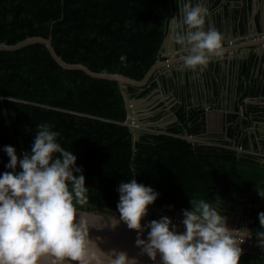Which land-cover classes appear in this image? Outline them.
Segmentation results:
<instances>
[{
  "label": "trees",
  "instance_id": "16d2710c",
  "mask_svg": "<svg viewBox=\"0 0 264 264\" xmlns=\"http://www.w3.org/2000/svg\"><path fill=\"white\" fill-rule=\"evenodd\" d=\"M178 5L179 0H0V42L50 34L64 60L140 80L158 59ZM160 70L143 90L128 85L126 91L138 98L158 83L163 89L175 85L179 100L171 108L178 121L164 133L143 131L135 140L124 122L126 103L116 80L63 68L41 43L0 50V174L12 171L5 167L9 157L4 146H13L22 159L24 152H31L36 126L50 124L60 133L57 142L76 156V166L83 170L89 202L78 208L116 214L119 184L135 178L158 193L148 205L149 221L159 220L157 210L182 214L191 210V198L213 203L225 217L241 206L248 235L258 244L256 233L264 231L258 219L264 198L257 191L264 190L263 155L256 146L249 151L245 140L236 148L227 142L189 140L188 135L200 132L203 110L184 98V85ZM214 94L217 97L215 89ZM214 105H220L218 99ZM155 107L161 109L154 118L164 112L163 102ZM250 111L256 113L255 119L264 120V106ZM239 264H264V248L243 249Z\"/></svg>",
  "mask_w": 264,
  "mask_h": 264
},
{
  "label": "clouds",
  "instance_id": "9594fccd",
  "mask_svg": "<svg viewBox=\"0 0 264 264\" xmlns=\"http://www.w3.org/2000/svg\"><path fill=\"white\" fill-rule=\"evenodd\" d=\"M178 11L171 39L188 49L184 67L195 71L199 66L202 73L213 58L224 56L223 35L212 27L205 30L210 12L202 4L181 0ZM36 129L31 152H24L22 159L13 146L3 149L9 157L5 167L12 171L0 174V264H41L42 259L49 264H138L137 257L114 248L105 251L97 243L100 237H90V229L97 227L77 207L89 202L77 158L57 142L60 133L52 125ZM18 164L21 171L16 172ZM117 191L119 218L107 226L114 229L122 221L135 230L136 246L152 261L159 254L161 264H239L244 240L237 239L213 203L191 198V210H183L185 230L179 232L167 216L141 223L158 196L151 186L133 178L121 182ZM257 191L264 198V190ZM258 219L264 228V211ZM145 229L147 238L142 239ZM256 236L264 248V231Z\"/></svg>",
  "mask_w": 264,
  "mask_h": 264
},
{
  "label": "water",
  "instance_id": "95a60500",
  "mask_svg": "<svg viewBox=\"0 0 264 264\" xmlns=\"http://www.w3.org/2000/svg\"><path fill=\"white\" fill-rule=\"evenodd\" d=\"M209 0H207L206 3V8L208 9L211 5L208 4ZM215 2V1H214ZM242 2L245 4V0H242ZM181 3V0L179 2V5ZM192 3L195 5L198 3L196 0H192ZM204 3V1H202ZM247 5L240 6H231L230 8H225L221 10V14L218 15L216 14V11L211 13L207 18H206V23H205V30L207 28L212 27L218 30L219 32L222 33L223 35V43L228 45V48L226 49L227 56L225 59L224 64H228V80L230 79V64L233 65L237 59L242 60L246 63H249L250 56L252 53H255L257 56V62L255 66L252 68V71L254 72V75L256 76V84L258 83V78L261 80H264V75L260 76L258 73L261 69V64H262V57L264 56V47L261 46V43L264 42V38H261L259 36V32L256 29V22L253 19L252 15V9L254 10L257 6V2L255 3V8L251 7L252 2H248L246 0ZM208 4V5H207ZM209 10V9H208ZM222 16V17H220ZM223 18V19H221ZM253 19L252 24L250 22V19ZM219 19H221L219 21ZM173 18L169 22L168 28L166 30V35L162 43V47L160 49L159 57L156 60V62L149 68V70L146 72V74L143 76L142 79L140 80H135L132 79L128 76L118 74V73H113V72H101V71H95L89 68L88 66L84 65L83 63L80 62H68L64 60L54 49L51 43V35L49 34L48 36L44 37L41 35H32V36H27L22 40H19L15 43H6V42H0V50H16L19 48H22L24 46L34 44V43H41L44 44L45 47L47 48L49 54L51 57L63 68L67 69H80L87 73L88 75L92 77H97V78H104V79H111V80H116L119 84V86L122 89V93L124 95L125 103H126V119L125 123L128 124L133 130V138L135 140H138L141 133L143 131L150 132V133H164L167 129V124L166 123H160L158 120L155 121H143L142 117L148 116L152 113V110L149 109V107L145 106L146 105V100L148 99L149 94L143 96V97H132L130 96L126 88L128 85H133L140 87V90H143V85L146 84L147 80L150 78V76L156 71L160 70L161 68L164 69L163 74H167L174 83H178L183 85L184 84V75L185 72L189 73L191 75L193 83L194 79L195 82L197 81V72L199 71V66H197L196 70L193 71L190 68H185L183 65V60L182 57L188 54V49L183 47V46H177L172 39H171V23H172ZM251 27L252 30H251ZM264 32V31H263ZM243 37H248L251 41L254 42H249L246 46L249 48L247 53L242 55H239V51L236 50L237 47H235V44L238 42V39L244 40ZM246 41V40H244ZM231 43V44H229ZM171 44V46H170ZM251 47H256L255 51L252 52ZM179 52V54H176ZM223 65H222V68ZM233 69V66H231V70ZM205 73L207 81H208V90L209 94L211 97L214 98V89H213V81L214 80H221L222 75L219 76L218 73L215 72L214 67L208 63L205 70L202 72V75ZM264 73V71H263ZM244 81H242V91H236L234 96H235V101L232 103V100H226V107H213L209 108L208 110H204V119L207 120L208 114L211 111H219L220 113L222 112L223 117L225 115V111L229 109V106H231L233 109L235 107L237 108V114H238V122H241V120H252L255 119V114L254 112L250 113L249 116H244L242 111H240L241 101L240 98L244 96V94L248 90V80L245 79L243 75ZM228 82V81H227ZM199 84L201 87V94L200 97L196 96L194 100L193 105H197L199 107H208L209 100L206 96V86L203 80L199 78ZM158 85L161 87V83H158ZM264 85V84H263ZM188 88H192V86H188ZM224 88V87H223ZM225 89V88H224ZM153 91V90H152ZM225 91V90H224ZM228 98V97H227ZM197 103H196V102ZM212 101V100H211ZM171 105L169 103H165L163 101V109L165 112H170V114L173 116L174 121H178L176 113L170 108ZM161 107H158L160 109ZM245 110L247 111L246 105L243 106ZM226 118V116H225ZM189 140L191 141H205L207 142L203 136L199 134H190L187 136ZM252 148H254V145H251ZM261 147V145L259 146ZM165 209H172L171 206L164 205L163 206ZM80 213H82L90 223H94L97 228H92L90 229V237L95 239L96 237H100L101 239L97 241L99 246L105 250L108 251L110 249H117V250H123L128 253L129 256H135L138 259V264H161L160 262V256L157 254V258L155 261H152L146 254H141V250L139 247L136 246L135 241L137 238V233L135 230H130L127 228V225L124 222H120L114 229L111 228L109 225L112 221L117 220L119 218V214H103L101 212H97L94 210H84L78 208ZM238 209L241 210V206L238 207ZM176 213H181V211L176 210ZM148 214H150V208L148 207ZM245 226L246 229L248 230V222L245 221ZM177 230L179 232H182L177 226ZM149 229H145L141 238L146 239L147 238V232ZM41 264H49L47 259H42Z\"/></svg>",
  "mask_w": 264,
  "mask_h": 264
},
{
  "label": "crops",
  "instance_id": "0c3cea01",
  "mask_svg": "<svg viewBox=\"0 0 264 264\" xmlns=\"http://www.w3.org/2000/svg\"><path fill=\"white\" fill-rule=\"evenodd\" d=\"M214 1L215 0L211 1L213 3V7H211L212 9H209V12H211L212 10L214 12L216 11V14L218 15V17L221 14V10L224 7V5L226 6L228 5L226 4L228 1L231 2L232 6L236 5L237 7H238V4L241 5V2H242V0H216L215 2ZM248 2L250 3L252 2L251 7L253 8H255L254 6H255V3L257 2L256 8L254 10L252 9V12H253L252 17L256 22V29L259 32L258 34H260L264 31V0H248ZM198 3L202 4L203 6H206L207 0H205L204 3H202V0L201 1L198 0ZM245 4L247 5L246 0H245ZM221 19H219V21ZM253 19L252 18L250 19V22L252 24H254ZM252 28L253 27H251V30ZM243 38L246 41L238 39V42L235 44V47H237L236 50L239 51V55H242V57L249 50V48L246 45L249 44L250 42L249 41L250 39L248 37H243ZM251 42H254V41H251ZM223 47H224V56L222 58H213L210 62V64L213 67L214 65H216L215 67L216 73H218L219 76L222 75L221 80L213 81V89L217 90V97L215 96V100L214 98H212V101L217 102V99H218V101L220 102V105L218 107H224V106L226 107V100H232V103H234L233 101H235V96H234L235 92L242 91V81H244L243 79V75H244L245 79L248 80V90L244 94V96L241 98L242 107H240V111H244L243 106L246 105L248 109L247 111L245 110L246 113L244 114L247 119V116H249V114L253 112V111H250L251 108H254L257 105L264 106V85H263L264 80H261L260 82V79L258 78V83L256 84L257 78L254 75V72L252 71V68L255 66L257 62V56L255 53H252L250 56L249 63H246V61L244 62L243 59L242 60L237 59V61L233 65L230 64V79L228 80V68L229 67H228V64H224L226 57H228L227 52H226L228 45L223 43ZM255 49L256 47H251L252 52H254ZM176 54H179V52H177ZM222 65L224 69H221ZM231 66H233L232 70H231ZM160 71L161 73H164L163 68H161ZM263 71H264V56L262 57L261 69L258 72L260 76L264 75ZM187 72H185V75H184L183 85L185 87V90H184L183 95H184V98L191 104V102H194L195 100V98H193V95L195 94V97L197 95L200 97V94H201L199 78L202 79L203 77L207 94L209 93V90H208L209 85H207L208 81H207L205 73L202 75L200 70L197 72L198 74L197 81L195 82V79H194L193 83L191 82L190 84L189 80L191 79L192 81V78H191V75H189V73ZM165 76L169 77L167 74H165ZM178 83L180 82L178 81ZM188 86H192V88H188ZM177 95H176L175 85H172V86L170 85L168 87V85L166 84V87L164 89L160 87L159 85H157L153 89V91L150 92V95L148 99L146 100L145 106L149 107V109H152L154 106L157 105V103L161 101L162 102L164 101L165 103L173 104L179 100ZM214 117H217L218 119H222L223 114L220 112L211 111L208 114V120L210 121ZM250 121L251 120L249 119L248 122ZM226 223L228 227H241L242 225L245 226V221L242 218V207H241V210L236 209L234 212L229 214L226 217Z\"/></svg>",
  "mask_w": 264,
  "mask_h": 264
},
{
  "label": "flooded vegetation",
  "instance_id": "af4514ba",
  "mask_svg": "<svg viewBox=\"0 0 264 264\" xmlns=\"http://www.w3.org/2000/svg\"><path fill=\"white\" fill-rule=\"evenodd\" d=\"M196 1L198 2V0H196ZM199 1H201V0H199ZM202 1H205V0H202ZM211 1L212 0H209L208 4L211 5L212 4ZM179 2H180V0H179ZM226 4H228V5L227 6L224 5V7L222 9H225L226 7L230 8L232 6L230 1H228ZM243 5H246V4L241 2V7ZM178 6H180V5H178ZM238 6H240V5L238 4ZM211 7H213V5H211L208 9H212ZM178 9H179V7H178ZM211 13H213V10L210 12V14ZM178 16H179V11H177V13L174 14L169 19V22L174 17L178 18ZM169 22H168V25H169ZM168 25L166 27V30L168 28ZM229 44H231V43H229ZM177 46H179V45H177ZM206 96L209 100L208 107L204 108L202 106V107L198 108V109H202L203 113H204V110H208L209 108H213V107H215V108L218 107V106L214 105L215 104L214 101L211 102L213 97H211V95L209 93L207 94V92H206ZM214 97H215V94H214ZM193 98H195V94L193 95ZM240 101H241V98H240ZM173 104H170L171 107ZM192 104H194V102H191L190 105L192 106ZM193 106H195V105H193ZM224 108H225V106H224ZM160 109H158V107L154 106L152 109H150V110H152V113L148 116L143 115L142 120L143 121L158 120L160 123H166L167 128L171 124H173L174 122H177V121H174L173 116L170 114V112H165V111L159 117L154 118L155 114ZM243 110L244 111H242V113L244 114L245 109L243 108ZM216 112H219V111H216ZM225 116H226V118H225ZM244 116H245V114H244ZM237 117H238L237 108L235 107V109H233L231 106H229V109L225 111V115H224V117H222V119H218L217 117H214L212 120L209 121L208 118H207V120H205L203 118L204 122L202 123L200 132L198 134L203 136L204 138H206L205 140L209 143H206L205 141L204 142L199 141V142H202L204 144H210V145H221L223 142H227L226 143L227 145L231 146L232 148L233 147L236 148L238 143L245 140L249 146V151L254 150L255 146H256L258 153L264 154V120L252 119L250 122H248L247 120L243 119V120H241V122H238ZM252 144L254 145V148L251 147ZM260 145H261V147H259Z\"/></svg>",
  "mask_w": 264,
  "mask_h": 264
},
{
  "label": "built area",
  "instance_id": "2783aa9c",
  "mask_svg": "<svg viewBox=\"0 0 264 264\" xmlns=\"http://www.w3.org/2000/svg\"><path fill=\"white\" fill-rule=\"evenodd\" d=\"M259 36L261 38H264V32L260 33ZM261 46L264 47V42L261 43ZM239 151H241V147H238L237 148ZM261 155H263V162H264V154L261 153ZM158 212H161V210H157ZM163 211V210H162ZM165 215H167L168 217L171 218V221L174 225H176L178 228L179 226H184L182 224V220H183V214L182 213H169V212H163ZM234 235L237 237V239H241V240H244V243H242L240 245V247L242 249H245V250H250V251H260L262 250V247L259 246V244H257L251 237H249V235L246 233H244L242 230H240V227L236 228V229H233L231 228Z\"/></svg>",
  "mask_w": 264,
  "mask_h": 264
},
{
  "label": "rangeland",
  "instance_id": "374dc122",
  "mask_svg": "<svg viewBox=\"0 0 264 264\" xmlns=\"http://www.w3.org/2000/svg\"><path fill=\"white\" fill-rule=\"evenodd\" d=\"M239 207V206H238ZM238 207H237V209H238ZM164 211H162L161 210V212H158V211H156V218H158V219H160L161 217H164V216H167V215H165L164 213H163ZM182 213V212H181ZM116 214H119L118 212L116 213ZM168 217V216H167ZM170 218V217H169ZM171 219V218H170ZM149 220H150V217H149V214H147V216H145L143 219H142V221L141 222H149ZM229 228H233V229H236L237 227H229ZM239 228V227H238ZM179 229L183 232L185 229H184V226H179ZM241 230V229H240ZM245 234L247 233L248 234V232H247V229H246V226H244V230H242Z\"/></svg>",
  "mask_w": 264,
  "mask_h": 264
}]
</instances>
